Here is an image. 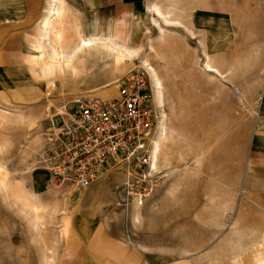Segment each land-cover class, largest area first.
Listing matches in <instances>:
<instances>
[{
    "label": "rangeland",
    "instance_id": "1",
    "mask_svg": "<svg viewBox=\"0 0 264 264\" xmlns=\"http://www.w3.org/2000/svg\"><path fill=\"white\" fill-rule=\"evenodd\" d=\"M180 2L145 0L136 12L87 18L73 0H62L43 57L50 59L53 47L71 53L91 36L135 52L98 45L73 54L70 64L64 58L62 69L54 54L48 71L38 46L50 0H0V264H94L90 257L113 264L118 249L155 254L163 264H264L258 2L226 0L203 18ZM138 66L149 68L154 85L157 73L167 114L151 193L143 203L128 197L117 170L87 188L56 184L39 162L47 127L61 121L64 104L105 90L73 80L86 83L106 71V88L114 91Z\"/></svg>",
    "mask_w": 264,
    "mask_h": 264
},
{
    "label": "built area",
    "instance_id": "2",
    "mask_svg": "<svg viewBox=\"0 0 264 264\" xmlns=\"http://www.w3.org/2000/svg\"><path fill=\"white\" fill-rule=\"evenodd\" d=\"M117 83V96H84L62 106L61 121L47 127L39 162L56 184L78 189L121 171V191L143 203L155 182L154 143L168 133L165 104L149 68L134 67Z\"/></svg>",
    "mask_w": 264,
    "mask_h": 264
},
{
    "label": "crops",
    "instance_id": "3",
    "mask_svg": "<svg viewBox=\"0 0 264 264\" xmlns=\"http://www.w3.org/2000/svg\"><path fill=\"white\" fill-rule=\"evenodd\" d=\"M144 1L145 0H76V1L73 0V6H74V8H76V10L78 12H81V10H82L85 13L86 17L88 18L92 13L96 14V13L103 12V11H116L117 13H119V12H124L125 10H127V12H136L135 11L136 8L142 6ZM180 1L181 2L179 3V6H186V7L195 8V10L198 11L200 13V15H202V16H200L201 18H203L204 11L207 12V10H212L211 8H213L214 6H217V10H220V8H222V7L224 8V6H225L224 3L226 2V0H180ZM257 2H258V7H259V9H258L259 13L262 15V18H263L262 21H263V27H264V0H257ZM52 4H53V2H52V0H50L49 8L47 10L46 15L47 14L49 15V11H50V8L52 7ZM56 7L59 10L60 9L61 10H60L59 14H56L55 17H53V20L51 21V24H50L51 28H49V30H48V28L46 30H45V28H43L44 27V25H43L44 21L47 19L48 15L47 16L45 15L42 19V22H41V35H40L41 39H40L38 48L40 49V51L42 53L41 59H42L44 69H47V68H45V64L50 63L52 60L54 61V59L51 58V56H53L54 54H58L60 56V63H61L60 64L61 66L57 67V68L55 67V69H62L63 65L67 64L64 58L69 57L70 62H68V63L70 64L72 59H76L73 57V54H75L76 52H78L81 49H89V48L96 47L98 45L105 46L107 49H111L109 46H111L113 43H116L117 45H120V46L127 48L128 50L131 49L133 51L132 55L134 54L135 50L127 47L124 44L117 42L113 38L91 36L88 38H83V39L81 38L78 45L74 48V51L71 53L66 54L65 52H59L56 48L53 47L52 52H47L48 57L51 55L50 59L46 58L45 56L43 57V54H45L44 52H46L45 51L46 41L50 42V40H51L50 34H51L52 30L55 28V24L61 18L62 0H61V2H60V0H58ZM155 14L158 17L163 18V20L165 22H167L169 24L172 23V20H170L168 18L167 13H165L161 8L155 7ZM47 32H49V33L47 34ZM44 36H47V37L45 38ZM96 38H98V39H96ZM94 39H95V41H93ZM82 40H89V41L92 40V42H90L91 46L90 45L89 46H82L81 45ZM110 40L112 42H109ZM62 54L65 57L62 58L61 57ZM73 62H75V60ZM75 69L76 68L73 65L71 71H73ZM73 72H75V71H73ZM107 77H108L107 72L104 71V72H100L98 75H95L94 78H92L90 81H88L86 83L81 82L82 80H79V82H77L76 80H73V82H76L77 85L83 86V87L99 88L96 90L97 91L96 93H99L100 91L105 89L102 92H100V95L98 94L96 96L94 94H89V96L94 95L95 97H101V98L117 96L119 94L118 93V85H117L118 81L116 82V86H115L116 90L111 91L108 88H106L108 85V83L106 82L108 79ZM67 81L70 82L71 80L68 79ZM159 143L160 142H158V148H157L158 151H159V146H160ZM81 224L83 225L86 223L81 222ZM110 240H112V244L118 245L113 238H110ZM115 253L117 255L114 256L115 260H114V262H112L113 264H115V263H117V264H163L162 261H160L155 256V254H147L146 255V254H142V253L138 252L137 250H131L130 252H124L122 250V252L119 253V249L116 250ZM116 258H118V259H116ZM90 259H91L90 260L91 263H94V264H100L101 263V260H99V261L93 260L91 257H90Z\"/></svg>",
    "mask_w": 264,
    "mask_h": 264
},
{
    "label": "bare ground",
    "instance_id": "4",
    "mask_svg": "<svg viewBox=\"0 0 264 264\" xmlns=\"http://www.w3.org/2000/svg\"><path fill=\"white\" fill-rule=\"evenodd\" d=\"M52 2H53V4H52V7L50 8V11H49V15L47 16V19L44 21V27L43 28H45V30L48 28V30H49V28H51V26H50V24H51V21L53 20V17H55V15L56 14H59L60 13V10L56 7V4H57V2H58V0H52ZM60 2H61V0H60ZM55 19V18H54ZM45 33V32H44ZM49 32H47V34H48ZM46 34V35H47ZM45 38L47 37V36H44ZM96 39H98V38H96ZM93 41H95V39L93 40ZM90 42H92V40L91 41H89V40H82L81 41V45L82 46H91V43ZM101 42V41H100ZM103 42V41H102ZM109 42H112L111 40L109 41ZM93 44V43H92ZM107 44V43H106ZM110 48H112L113 50H116L118 53H120V54H122V55H131L132 54V50L131 49H127V48H125V47H123V46H120V45H117L116 43H113L111 46H109ZM131 50V51H130ZM57 60H58V58H56ZM66 60H67V62H70V59H69V57L67 58L66 57ZM47 68H48V71H50V70H52L53 69V67H51L50 66V64L49 65H47ZM46 70V69H45ZM154 76H155V79H156V86H157V94H158V97H159V99H160V102L162 101L161 99H162V91H161V82H160V80H159V78H158V75H157V73L154 71ZM165 116H167V114H165ZM167 135V134H166ZM166 135H165V137H166ZM165 137H162V138H160V139H158V140H156L155 141V143H154V150H153V167L155 168V169H157L158 168V165H157V163H158V158H157V153H158V150H157V148H158V142H163V140L165 139ZM159 143V144H160Z\"/></svg>",
    "mask_w": 264,
    "mask_h": 264
}]
</instances>
